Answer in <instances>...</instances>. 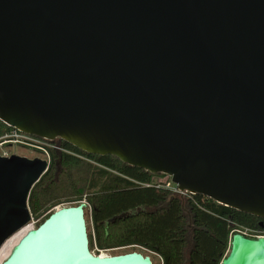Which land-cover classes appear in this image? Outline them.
Masks as SVG:
<instances>
[{"label": "water", "instance_id": "water-1", "mask_svg": "<svg viewBox=\"0 0 264 264\" xmlns=\"http://www.w3.org/2000/svg\"><path fill=\"white\" fill-rule=\"evenodd\" d=\"M0 121L264 219V0H0ZM48 164L0 154V248ZM84 208H55L0 264H152L92 253ZM228 249L219 264H264L263 236Z\"/></svg>", "mask_w": 264, "mask_h": 264}, {"label": "trees", "instance_id": "trees-1", "mask_svg": "<svg viewBox=\"0 0 264 264\" xmlns=\"http://www.w3.org/2000/svg\"><path fill=\"white\" fill-rule=\"evenodd\" d=\"M13 130L0 121V139ZM59 140L63 150L47 148L44 153L49 164L32 187L28 206L31 216L38 218L60 202L84 200L90 250L94 242L99 249L137 246L161 264H219L228 253L234 228L263 229L257 216L200 194L173 193L162 186L165 183L152 181L155 176L169 178L163 173H150L113 155L88 154Z\"/></svg>", "mask_w": 264, "mask_h": 264}, {"label": "rangeland", "instance_id": "rangeland-1", "mask_svg": "<svg viewBox=\"0 0 264 264\" xmlns=\"http://www.w3.org/2000/svg\"><path fill=\"white\" fill-rule=\"evenodd\" d=\"M3 150H5L8 155L11 154V153H15V154H18V155H21V156H26V157H29V158H33L35 156L37 157H41V158H46V155L43 153H39L35 150H33L31 147H27V146H24V145H21L19 143H5L2 147ZM152 181L153 182H156V183H165L166 185H174L171 181H170V178H167L165 176H155L152 178ZM181 200L183 202V206L185 207V198L184 196L182 197L181 196ZM83 201V200H81ZM79 201H76V202H60L58 205H55L54 207H49L47 210H45L44 212H42L40 214V216L38 218H31L30 220V224L32 227H35L36 224H37V221L43 217L45 214L49 213L50 211H52V209L56 208V207H59L60 205L64 206V205H69V204H72V203H78ZM184 211H185V214L188 215V212H187V209L184 208ZM187 224H188V227L190 229V220L188 219L187 221ZM189 238L191 237L190 233L188 234ZM132 246H123V247H114L115 249H113L112 251L110 252H107L106 255H113V254H119V253H124V252H127V251H131L132 249H135L137 251H142V253H147L143 250H141L140 248H138L137 246H134V248H131ZM191 246H188L186 251H185V257H187V252L189 250ZM146 255H151V259H152V263L153 264H161V261L160 259L153 255V254H146Z\"/></svg>", "mask_w": 264, "mask_h": 264}, {"label": "built area", "instance_id": "built-area-1", "mask_svg": "<svg viewBox=\"0 0 264 264\" xmlns=\"http://www.w3.org/2000/svg\"><path fill=\"white\" fill-rule=\"evenodd\" d=\"M33 142L34 143L37 142L36 139L33 136L28 135V134L21 133V132L17 131L16 129H14L12 131V133H10L8 135H5L3 138L0 139V154L1 155H8V153L5 150L2 149V147H3V145L5 143H15V144L16 143H19V144L24 145V146H27V147H33L34 146L33 145ZM162 186L168 188L173 193H177V194L184 195V196L191 195V194H189L187 192H181V191H179L175 185H162ZM84 203L86 204L85 201H84ZM60 206H62V205H60ZM54 209H52V210H54ZM31 218H32V216H31ZM28 225H31V224L28 223ZM31 228H33V227L31 226ZM235 231H238V232H240V233H242L244 235H247V236H263L264 237V233L262 231H259V232H256L254 234H251V233H249L250 231L248 229H244V228H234L231 231L230 236ZM113 249H115V248H102V249H99V248H97V246H96V244L94 242L93 243V248H92L91 251H92V253L97 252L98 253L97 255H106L107 252H110Z\"/></svg>", "mask_w": 264, "mask_h": 264}, {"label": "flooded vegetation", "instance_id": "flooded-vegetation-1", "mask_svg": "<svg viewBox=\"0 0 264 264\" xmlns=\"http://www.w3.org/2000/svg\"><path fill=\"white\" fill-rule=\"evenodd\" d=\"M37 142H33V147H31L33 150L43 154L45 153L46 154V150L47 148H51L53 150H56V151H60V150H63L61 148V143H60V140L58 138H54L52 140H45V139H42V138H39V137H36V136H33ZM258 224L261 226V230H255V229H250L249 233L251 234H254L256 232H259V231H262L264 233V222H263V219H259L258 220Z\"/></svg>", "mask_w": 264, "mask_h": 264}, {"label": "bare ground", "instance_id": "bare-ground-1", "mask_svg": "<svg viewBox=\"0 0 264 264\" xmlns=\"http://www.w3.org/2000/svg\"><path fill=\"white\" fill-rule=\"evenodd\" d=\"M29 228H31V225H26L16 233H14L0 248V262L5 258V256L9 253L12 246L17 242V240L20 238V236L27 231Z\"/></svg>", "mask_w": 264, "mask_h": 264}]
</instances>
